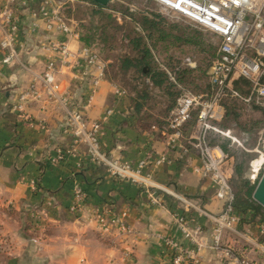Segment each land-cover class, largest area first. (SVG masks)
<instances>
[{"label":"crops","instance_id":"0c3cea01","mask_svg":"<svg viewBox=\"0 0 264 264\" xmlns=\"http://www.w3.org/2000/svg\"><path fill=\"white\" fill-rule=\"evenodd\" d=\"M6 4V0H0V9ZM44 5V0L16 1L20 63L0 67V264H172L175 252L166 240H182L174 217L180 210L176 199L161 196L160 205H153L145 189L111 176L105 167L91 161L85 147L76 146L66 131V107L48 99L43 91L40 78L54 56L51 44L68 42L73 51L84 47L80 34L78 39H69L47 30L45 20L34 16ZM97 75L96 69L88 67L62 68L58 79L63 94L68 95V108H84L89 121L101 119L109 109L113 111L103 127V152L110 158L133 163L148 156L155 160L167 155L170 164L150 170L155 181L207 212L220 213L223 203L215 197L211 181L195 171L201 165L198 152L185 141L188 152L167 146L166 130L173 110L163 116L147 104L146 115L136 114L132 95L125 90L124 95L116 94V80L108 76L87 104ZM32 85L40 90L41 97L30 101L23 111L14 110L20 94ZM154 90L162 92L169 103L160 89H153L152 97ZM208 92L207 87L193 94L206 97ZM229 102L237 104L240 117L242 103L228 100L224 104ZM149 116L150 126L145 129ZM228 120L234 121L224 118L219 126L227 128ZM196 121L197 111L184 127L185 140L196 135ZM59 149L67 154L56 164L53 159ZM77 187L85 192L86 202L81 211L74 213L70 207ZM103 209H108V223L125 222L131 232L103 235L98 228ZM185 214L192 227L203 226L204 240L210 245L212 223L197 211ZM237 229L226 235L225 246L256 264H264V215L243 216ZM200 264L233 261L208 248L201 253Z\"/></svg>","mask_w":264,"mask_h":264},{"label":"built area","instance_id":"2783aa9c","mask_svg":"<svg viewBox=\"0 0 264 264\" xmlns=\"http://www.w3.org/2000/svg\"><path fill=\"white\" fill-rule=\"evenodd\" d=\"M7 4L0 9V67L20 63L18 36L20 32L19 17L14 5L17 0H6ZM110 4L120 0H109ZM160 7L167 17L174 21H185L196 29L212 33L219 39L218 60L212 65L209 72L210 92L206 97L197 96L190 90L177 84L175 76L166 70L170 80L180 91L176 106L172 112L167 127V146L171 150L185 149L187 145L195 149L201 159V165L195 171L203 178L209 179L215 188V197L223 203L220 213L207 212L193 200L176 193L175 191L157 183L152 168L157 169L164 164H170L167 155H161L155 160L151 156L136 163L124 162L108 157L102 150L101 136L104 124L113 114L111 109L95 121H89L84 108L69 109L68 95H64L62 85L58 79L62 68L88 67L96 69L98 75L91 84V93L87 104H90L101 81L106 77V64L94 48L84 46L80 50H71L68 42L54 41L51 49L54 53L46 64L43 76L40 78L43 91L48 99L58 101L67 109V133L72 137L74 144L84 146L91 161L107 169L108 173L120 180L127 181L145 189L153 205H160L161 196L176 199L180 210L174 215L182 240L167 238L166 243L174 249L172 264H200L201 253L206 249L221 252L233 261V264H256L242 253L234 251L224 244L228 234L238 232L237 227L242 216L235 210V191L231 184V176L224 171L228 155L219 145H211L209 136L211 132L219 133L233 141L238 147L249 154H257L258 158L249 165V178L252 182H259L264 173V118L257 130V145L248 149L244 147L231 131L222 129L219 122L224 119L223 102L226 99L239 101L245 106L255 107L263 112L264 116V20L258 0H148ZM45 5L40 7L35 17L45 20L46 28L55 31L69 39L79 38L73 27L62 16V4L55 0H44ZM35 28L38 27L34 23ZM140 30V28H139ZM259 40V50L256 56L247 54V41ZM191 70L198 68L193 57L184 58L181 67ZM234 78H243L251 83V93L248 97L240 94L233 87ZM116 94L124 95V90L116 87ZM41 97V92L35 85L21 93L14 110L23 111L26 105ZM197 111V132L195 136L185 140L183 130ZM188 152V149H185ZM75 152V151H72ZM66 152L57 151L53 162L58 164L65 160ZM257 159H262L259 167L254 166ZM35 186V183H33ZM86 202V194L82 188L77 187L70 211H81ZM99 216V231L105 236L125 235L131 232V227L125 222L106 221L105 214ZM197 211L201 217L212 223L211 244H206L202 225L192 227L185 212ZM99 214V213H98ZM123 214V217H126ZM183 241L187 244H183ZM3 244L0 242V252Z\"/></svg>","mask_w":264,"mask_h":264},{"label":"rangeland","instance_id":"374dc122","mask_svg":"<svg viewBox=\"0 0 264 264\" xmlns=\"http://www.w3.org/2000/svg\"><path fill=\"white\" fill-rule=\"evenodd\" d=\"M60 1L65 13L71 17L74 25H81L84 27L85 37L89 36L90 33L93 36L92 44L98 48L102 61L106 64V77H123V73L120 70L122 60L125 57H135L137 55L132 50V41L141 37L136 28H140L143 25L142 19L144 16L159 15L164 20L162 25L165 23L167 24L166 26H176L179 29L178 35L182 38L179 40L170 39L165 42V44L159 46L158 44L155 46L154 42L150 39L144 40L151 50L150 60L152 66L165 73L168 79H170V77L164 68L171 71L177 80V84L193 93L195 91L192 87L187 88L179 82L177 72L179 69L190 70L185 66L181 67V64L184 58L193 57L198 64V68L191 70L193 72L186 77H200L201 89H207L210 68L216 62L215 57L219 48V39L212 33L196 29L185 21L172 20L161 12L158 5L148 0H120L119 2L110 4L108 7H104V13L108 17H102L101 14L98 13L95 14L97 7L89 2L76 0ZM56 2H58V0ZM258 5L261 9L262 18L264 20V0H258ZM104 26H106V31H108L109 37L107 43L102 44L99 41V36L104 29ZM247 46V54L256 56V52L259 50V40L253 39L252 42L247 41ZM170 82L175 86L173 81L170 80ZM115 83L118 85V88L126 90V85L121 81L117 80ZM178 91L180 93L181 90ZM166 100L167 98L162 92L154 90L153 100L150 102L149 106L155 113L166 116L167 113H165V109L169 107ZM239 114L240 117L237 122L242 126H238L236 122L228 120L226 129L230 130L231 135L244 147L252 149L257 145L256 133L260 127L253 133H245L243 131V126L246 125L247 127L252 128L253 124H262L264 118L263 112L255 107L241 104ZM170 118L171 116L169 117L168 122ZM261 124L259 126H261ZM250 155H252L251 161L258 158L257 154ZM250 162L248 164V169ZM224 171L226 172L225 166ZM238 182L239 180H234V182H232L236 194L238 193Z\"/></svg>","mask_w":264,"mask_h":264},{"label":"trees","instance_id":"16d2710c","mask_svg":"<svg viewBox=\"0 0 264 264\" xmlns=\"http://www.w3.org/2000/svg\"><path fill=\"white\" fill-rule=\"evenodd\" d=\"M76 1H86L94 6L97 7V11L95 14H101V16H106L104 7L94 3L92 0H76ZM114 4V3H113ZM62 16L67 21L69 25L74 28V31L77 34H80L81 41L84 46L89 48H94L102 59L101 54L99 53L98 48L92 44L93 36L84 35V27L74 25L73 20L69 15H67L62 9L61 11ZM108 17V16H106ZM164 22L163 18L159 15H151V16H144L142 19V26L139 30V27L136 28L138 34L141 37L134 39L132 41V50L137 54L135 57H125L120 65V70L123 73V77H115L113 78L116 81H121L125 87V91L132 95V107L136 114L141 115L144 113L147 114V111H144V108L147 104L153 100L152 97V90L153 89H160L163 91L169 98V107L167 108V114H169L172 110H174L177 99L179 98V91L176 89L175 86L172 85L170 79L166 77V74L157 70L154 66H152L150 57H151V50L146 44L144 40L150 39L154 42V45L158 46L161 44H165V42L169 41L170 39L179 40L182 37L178 35V28L176 26H166L167 24L162 23ZM162 25V26H161ZM106 26L101 31L99 36V41L102 44L107 43V39L109 37L108 31H106ZM177 34V35H176ZM218 51L216 53L215 60H218ZM178 79L179 82L187 87H192L195 92L201 90V80L200 77H186L187 75L191 74V69H179L178 71ZM107 75V72H106ZM133 75V76H132ZM139 78V80H138ZM137 81V82H135ZM264 81V79H263ZM233 87L243 96L248 97L251 93V83L243 78H234L233 79ZM128 88V89H127ZM208 89L210 92V84H208ZM208 92V93H209ZM232 100L226 99L225 101ZM224 101V102H225ZM224 118L226 119H234V122L240 125L237 121L239 115L237 113V104L233 102H229L224 104ZM258 109V108H257ZM166 114V115H167ZM168 116V115H167ZM150 119L152 117H148L144 123V128L147 129V126H150ZM158 124H162V122H157ZM165 125L167 124L164 123ZM259 124H253L252 128L247 127L246 125L243 126V131L245 133H253L256 131L260 126ZM222 128V127H221ZM222 129H226L223 127ZM209 141L211 145H219L228 155V159L225 165L226 172L231 176V184L234 180H239L237 185L238 193L236 195L235 200V210L238 214L242 217L246 216L249 213H253L254 217L258 215H264V208L257 203L254 198V192L257 188L258 181L252 182L247 175L248 173V164L251 161V156L249 153L245 152L242 148L238 147L233 141L219 133L211 132L209 136Z\"/></svg>","mask_w":264,"mask_h":264},{"label":"water","instance_id":"95a60500","mask_svg":"<svg viewBox=\"0 0 264 264\" xmlns=\"http://www.w3.org/2000/svg\"><path fill=\"white\" fill-rule=\"evenodd\" d=\"M92 1L102 7H108L110 5L109 0H92ZM253 198L264 208V173L262 174L258 182Z\"/></svg>","mask_w":264,"mask_h":264},{"label":"bare ground","instance_id":"6f19581e","mask_svg":"<svg viewBox=\"0 0 264 264\" xmlns=\"http://www.w3.org/2000/svg\"><path fill=\"white\" fill-rule=\"evenodd\" d=\"M262 163V159H257L256 162L254 163L255 167H259Z\"/></svg>","mask_w":264,"mask_h":264}]
</instances>
